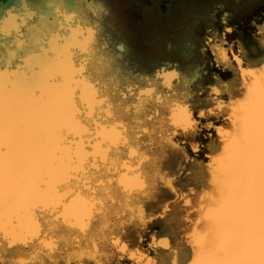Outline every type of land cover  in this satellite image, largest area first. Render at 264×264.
<instances>
[{
	"label": "flooded vegetation",
	"instance_id": "flooded-vegetation-1",
	"mask_svg": "<svg viewBox=\"0 0 264 264\" xmlns=\"http://www.w3.org/2000/svg\"><path fill=\"white\" fill-rule=\"evenodd\" d=\"M110 14L111 0H0V88L10 95H14L15 92L19 94L22 89L27 87L32 88L35 83L32 76L37 70L30 69V66L36 68L37 64L41 65L50 59L56 61L63 48L65 56H60V63L61 68L68 75L66 78L69 83L62 88L67 92L69 91L70 94L72 92L76 107L74 118L78 122L75 123L69 118H65L63 120L65 121L64 131L61 133L57 131L55 134L56 138L58 136L62 139L61 148H69L62 159V172L67 171L76 176L77 179L61 185L59 192H57L55 190L56 180L51 176V158H48L47 151L44 150V147H39L41 143H38L34 154L38 152L41 158L40 164L47 160V164L38 167V169H42L40 177L41 180H47L49 183L42 184L40 180L36 184V166L32 164L34 161L31 165L23 167V171L21 170L23 179H21L20 174L18 178L17 190L19 195L14 209L9 214L6 205L3 218L0 220V224H2L0 232L6 233L9 230L16 233L23 228H31L34 233H37L39 238L35 240L36 247L32 246L31 248L34 247L35 252H41L40 257L46 263L50 262V259L57 261L61 255L69 254L92 258L93 255L88 256L90 247L88 248L85 244L83 231L90 233V236L86 233L87 238H92L98 242V234L101 233L103 227H113L111 222L114 217L121 215L120 212H123L122 215L126 214L125 209L129 207L125 208V203L128 202L125 201L123 191L127 188L126 183H129L135 176L139 177L145 174L151 189L154 188L151 175L153 171H155L154 178L157 183L161 174L166 170L171 174L174 181L178 182L181 179L179 175H182L183 171L177 172L178 169H174L176 165H173L172 168L168 167L171 161L173 164L174 161L179 163L178 157H175V152V155L168 157L163 166L155 163L154 158L156 151L162 144L160 137L162 132L158 133L157 138L155 137V130H158L159 126H166L171 123L170 116L179 102L184 101L182 103L184 106L190 104V111L193 112L192 118L197 123V131L201 120L210 119L212 114L209 112L211 107L205 109L203 115L201 112L196 113L195 111L197 104L195 84L200 77L199 68H192L183 73L178 62L173 59L165 61L162 53L156 51L142 52L143 48H140L143 46L142 43L137 45L138 43L129 42L125 38V31L120 34L121 32L117 31L112 22L107 20ZM116 33L120 35L119 39L114 41L113 34ZM216 45L218 44H214L212 47L214 48ZM218 46L225 48L224 44ZM168 48L169 50L172 49V45L169 44ZM26 61L28 66L24 67ZM173 73L175 75H172ZM5 74H10L12 81V84H7L9 85L8 88L7 85L2 84L4 78L1 76ZM15 75H18V78ZM21 79L33 85H19ZM218 86L221 87V85ZM57 87L58 85H54V87L39 86L36 83L33 89H40L37 97L41 98L42 104H44L47 98L51 101L46 90H55ZM188 92H192L193 97L183 100L182 96L188 97ZM26 101L20 97L13 100L18 110ZM43 118L46 125H49L48 127L51 129L52 121L49 122V117ZM74 118H72L73 121ZM67 121L71 124V132H66ZM207 124L210 122L208 121ZM186 136L180 130L176 131L173 141L178 149L188 146L189 137ZM135 137L136 139L138 137L140 142H144L136 143ZM150 138L151 146L156 150L154 152L146 149L147 147L150 148V145L147 144ZM156 139L159 141L156 142ZM45 143L47 141H43V145ZM168 147L167 150L170 153ZM191 151L195 154L197 150L195 148ZM45 153L46 157L44 158ZM161 156L158 153L156 158L159 159ZM192 158L194 159V157ZM184 161H189V153ZM151 163H153V167L149 165ZM141 176L139 180L135 179L134 181H141ZM32 185H38L45 190L44 204L55 203V212L51 207L44 205L39 208L33 207L36 201L29 199L26 195ZM152 195L151 192V195L145 196V198L147 200L152 199ZM162 198L167 199L168 203H172L181 197L168 194L167 197ZM119 200H124V206L121 205L120 211L114 207L116 204L118 206ZM20 215L31 216L35 219V225L30 226L29 223L19 222L18 216ZM159 218V215H156L153 220ZM98 219L102 221L101 225L97 223ZM25 224L27 226H20ZM126 240L129 243L131 241L129 237ZM52 242L55 252L49 255L51 257H48V243ZM62 243L66 247L61 248ZM8 246L0 247L1 256L4 257L3 260H0V264H11L8 259L12 254L14 255V250L17 248L11 249ZM57 246L59 247L57 248ZM5 249L7 252L4 251ZM144 250L152 255L149 257L153 258L156 250L162 251L164 249L156 246L151 247L149 244L148 249ZM33 255L34 253L31 254V257L27 256L23 259H31ZM84 260L87 259L84 258L83 262L73 264H89ZM101 263L135 264L128 255H118L109 262L101 260Z\"/></svg>",
	"mask_w": 264,
	"mask_h": 264
},
{
	"label": "bare ground",
	"instance_id": "bare-ground-1",
	"mask_svg": "<svg viewBox=\"0 0 264 264\" xmlns=\"http://www.w3.org/2000/svg\"><path fill=\"white\" fill-rule=\"evenodd\" d=\"M262 41L264 43V35ZM213 52L219 60L228 64L229 68L233 71L234 79L230 84H222L221 87L216 86L208 90L207 98L211 101L207 102L209 105H206V107H211L209 112L212 113V107L215 106L214 109L216 111L224 112L226 119L224 127L215 128V135L213 134L215 136L214 139L209 137L211 145L207 148V158H204L203 161L199 162L197 160L194 161L196 166L192 168L193 175L192 182L190 183L188 181L185 183V180L182 179L178 182L174 181V179L171 178V174L167 172V170L162 173V178H169V184L168 186H165V188L159 190L156 199L154 198V200L152 198V200H154L153 202H151V200L148 202V206H146L147 211L141 220L136 219L132 224L128 225L129 227L126 226L124 229L118 227L117 222H115L116 224L114 223L113 227H108V230L107 228L104 230L103 227L102 232H104V238L101 239L98 237V242L92 238H87V232L85 233V231H83L82 235L86 241L85 244L88 248L90 247L89 252L92 255L98 256L97 252H99L101 246H103L109 251L110 256L114 254L113 259L118 257V255H128L132 260H134L135 264H187L190 260L191 261L188 264H219V261L224 259V257L220 255V251L222 249L243 248L254 245L255 254L250 256L249 259L254 260L256 264H259L261 259L259 255V238L257 237L255 240H252L249 236V198L252 192L253 171L248 145L253 131H255L258 139L261 125L264 123V60H262L259 64H249L245 62L243 56H236L235 52L231 51L234 59V62H231V58L229 59V52L225 48L221 47L219 50V53L223 56L222 59L218 57L219 53L215 52L214 49ZM27 66L28 63L26 61L24 67ZM30 69L37 70L32 76L35 80L34 85L36 83L39 86L46 85L54 87V85H58L55 90H46V93L51 97V101L47 98L46 102L42 104V114L45 118L49 117V122L52 121L53 125L58 127L57 131H64L63 127L65 125V121L63 120L65 118H69L70 115L75 116L76 108L73 101L74 99L71 100L73 101V108L71 107L70 95L68 96L70 92H67L64 88H62V86L69 83L66 78L68 76L67 73L63 71V68H61V66L58 65L54 59H50L43 64L41 63V65L37 64L36 68L31 65ZM166 69L168 70V68ZM15 76L18 78V75ZM1 78H4L2 83L3 85L12 84L10 74H5L4 76H1ZM58 78H62V81L54 83V81ZM5 79H8V81ZM51 81H53V84H51ZM21 84L26 86L33 85L26 83L24 79L23 81L21 79L19 85ZM33 86L30 89L28 87L24 90L22 89L19 94L15 92L14 95H10V93L4 92L5 95L10 97L12 100L20 97L22 100L25 99L27 101H31H26L22 105L20 104L21 106L19 107V112L23 117H26V115L29 116L33 111L34 104L32 100L34 96H38V92L40 91V89H36L37 91L33 89ZM6 87L8 88L9 85ZM60 94H66L65 99L61 97ZM220 95H223L227 101L221 100ZM182 97L183 100H188L186 95ZM182 103H184V101L179 102L176 108L173 109L170 116L171 123L166 126L162 125L160 129L163 131L162 134L164 133L165 136L171 139L168 143L171 153L170 155H175V152L176 155H181L183 159H185L187 158L189 150L196 148L195 142L198 140V134L200 133H198L197 130L193 132L194 127L196 126L195 128H197V123L192 118L193 112L190 111L189 104L184 106ZM204 108L198 107L195 110L204 114V111H206V108ZM130 111H132V109H130ZM206 120L208 119L206 118ZM68 122L69 121H67L68 128L66 127V132H71V124ZM189 124L190 126H188ZM211 125L212 124H208L207 126ZM186 127L187 130H185ZM178 130L187 135L186 137H189V146L178 149L175 145L173 137ZM157 136H159L158 132H156L155 137ZM134 139H136V137ZM45 141H47L48 144L45 143V145H43V142H41L39 147H44V150L47 151L46 153L48 154V158H51V176L56 172L62 173V159L65 157L66 151H68L69 148H61L62 139L58 136L57 138L53 136L49 140L46 139ZM231 141H234V143H232V146L226 151V147ZM135 142L138 144L142 143V141L140 142L138 140V137ZM46 153L44 158L46 157ZM123 158L126 159V157ZM33 161L34 163L32 164H35L36 166L35 181L37 184L38 181L41 180L40 175L42 174V169L40 170L38 167L42 164H47V160L40 164L41 158L37 152L33 156ZM22 171L19 173L21 179H23V174L21 173ZM48 172L49 170L47 171V174ZM139 177L135 176L131 181H129V183H126L127 188L123 191L125 194L122 193L125 197V201L128 202L125 203V205H131L134 203L132 202V198L133 200H138L139 197L140 199L142 198L141 195L144 190H146L145 188L148 185V180L146 175L143 174V176H141L142 180L135 182L134 180H139ZM126 191H128V193H126ZM164 193L172 196H179L181 198L173 201L172 203H168L167 199L162 198ZM123 201L124 200H119L118 206L116 204L114 207L119 209L121 205H123ZM210 210L214 211L210 213ZM156 215H159V219L162 220H173V232L172 234H166L165 236H151L150 246H156L164 249L162 251L156 250V252H154L155 257L151 258L149 257L151 254L143 249L144 247L141 245L140 240L142 238V234L147 229L146 225L148 220H152ZM34 220L35 219L31 216H18L19 222L29 223L30 226L35 225ZM20 226H27V224ZM35 228L38 227L35 226ZM7 233L10 234L6 235ZM129 233L132 234L130 236H133L134 239L129 237ZM87 234L89 235L90 233ZM127 237L131 239L130 243L126 240ZM38 238V234L34 233L31 228H23V230L16 233H12L7 230L6 233L0 232V247L4 248L6 245H9L8 247L11 249L17 248L14 250V254L21 256L24 250H34V247H31H36L35 240ZM48 244L49 247L47 248L49 249V252H47V254L49 256L55 252V249L53 248V242ZM58 247L59 246H57V248ZM62 247L64 248L65 245H62L61 248ZM50 249L52 250L50 251ZM4 251H6V249ZM39 253L42 255L41 252Z\"/></svg>",
	"mask_w": 264,
	"mask_h": 264
},
{
	"label": "rangeland",
	"instance_id": "rangeland-1",
	"mask_svg": "<svg viewBox=\"0 0 264 264\" xmlns=\"http://www.w3.org/2000/svg\"><path fill=\"white\" fill-rule=\"evenodd\" d=\"M107 20L112 22L117 31L121 32L120 34L125 31V38L129 42L138 43L137 45L142 43L143 46L140 47L141 49L143 48L142 52L146 51L150 53L156 51L157 53H162L165 61L173 59L175 62H178L179 68L183 73L192 68H199L200 77L195 84L197 97L195 109L198 107L208 109L209 107H206V105H209L207 102L211 101L207 98L208 90L218 85L230 84L234 79L233 71L229 68L228 64L219 60L213 52L214 49L215 52L219 53L221 48V46H218L219 44H224L225 48L231 49V51L235 52L236 56H243L245 62L249 64H259L264 60V43L262 41L264 35V0H111V14ZM120 34H113L114 41L119 39ZM154 41H156L155 44ZM169 44L172 45V49L170 50L168 48ZM214 44L218 45L213 48ZM231 51H229V59L231 58L230 61L234 62ZM64 52L65 50L62 48L57 56L56 63L60 66V56H65ZM218 57L220 59L223 58L221 53L218 54ZM191 93L188 92V99L193 97ZM220 99L227 101L223 95H220ZM200 103L202 104L200 105ZM214 108L215 106L212 107L213 112L210 119L208 118L209 120H201L198 129V133L200 134H198V140L195 142L197 153L193 154L190 149L189 161H184L181 155H175V157H178L179 163L174 161L173 164L171 161L168 166L172 168L173 165H176L174 169H178L177 172L183 171L182 175L179 176L182 180H185V183L187 181L189 183L192 182V168L196 166V163H194L195 159L198 162L203 161L206 155H208L207 148L211 145L209 137L214 139L215 127L225 126L226 115L223 111L219 112ZM195 111L199 113L197 110ZM208 121L212 124L211 126H207ZM160 127L155 131L158 133L160 131L163 132L160 130ZM195 127L193 132L197 130ZM160 137L162 144L157 151L151 146V138L147 143L150 145V148L147 147L146 149L152 152L156 151L157 153L154 157L155 163L163 166L170 156L167 147L171 139L165 136L164 133ZM158 153L162 155L159 159L156 158V156L158 157ZM151 175L152 186L154 188H150L148 181V188L146 187V190L141 195L143 198L140 199L139 197L140 200L138 199L136 203H132L133 206L132 204L125 205V208L129 207L125 209L126 214L122 215L123 212H120L122 218L121 215H116L111 222L113 225L117 222L118 227L126 228V226L129 227L128 225L132 224L136 219L141 220L147 211L146 206H148V202L150 200L153 202L159 190L168 186L169 178H162L161 174L163 181L160 178L157 183L154 178L155 171L151 172ZM151 192L153 194L151 197L155 199L152 200L150 198L147 200L145 196H150ZM167 195L164 193L162 197H167ZM136 200L132 198V202ZM118 210L120 211L121 208ZM150 220H148L147 229L145 228L146 230L140 240L144 249H148L151 236H165L173 232V220L152 219V222ZM97 223L101 225L102 221L99 220ZM106 228L108 230L107 226L104 227V230ZM98 235L99 238H104L102 230ZM130 235L132 234L129 233V237L134 239ZM36 252L35 250H24L21 256L12 254L8 260L11 264H73L81 263L86 258L87 260L84 261H87L89 264H102L101 260L109 262L114 257V254L110 256L109 251L101 246L98 256L93 255L94 258L69 254L66 256L61 255V258H58L57 261L50 259L51 261L46 263L44 259H41L40 253L37 252V254ZM33 253V258L23 259V257H31ZM88 253V256L91 257L92 254ZM3 259L4 257L0 254V260Z\"/></svg>",
	"mask_w": 264,
	"mask_h": 264
},
{
	"label": "snow or ice",
	"instance_id": "snow-or-ice-1",
	"mask_svg": "<svg viewBox=\"0 0 264 264\" xmlns=\"http://www.w3.org/2000/svg\"><path fill=\"white\" fill-rule=\"evenodd\" d=\"M33 104L34 109L31 114L23 117L13 100L0 88V220L3 218L6 205L9 214L14 209L19 195L17 190L19 173L23 167L32 163L36 145L49 137L56 138L55 132L44 121L41 98L34 96ZM232 143L234 141L227 145L226 151ZM248 151L253 171L252 192L249 198V236L252 240L259 238L261 257L259 264H264V123L261 125L258 139L255 131L252 132ZM52 178L56 180L57 192L61 185L77 179L67 171L53 173ZM41 183L47 184L49 181L42 179ZM44 191L38 185H32L26 195L29 199L36 201L34 208L44 205L51 207L54 211L55 203L44 204ZM212 211L214 210H210V213ZM0 230H2V224H0ZM254 254V245L222 249L220 255L224 259L219 261V264H256L254 260L249 259Z\"/></svg>",
	"mask_w": 264,
	"mask_h": 264
},
{
	"label": "water",
	"instance_id": "water-1",
	"mask_svg": "<svg viewBox=\"0 0 264 264\" xmlns=\"http://www.w3.org/2000/svg\"><path fill=\"white\" fill-rule=\"evenodd\" d=\"M61 81H62V78H58V79H56V80L54 81V83H59V82H61ZM51 84H53V81H51ZM56 95H58V94H56ZM65 95H66V94H60V96L63 97L64 99H65ZM69 95H70V101L73 100L72 92H71V94H68V96H69ZM53 97H55V96H53ZM73 101H74V100H73ZM73 101L70 102L72 108H73ZM72 118H74V115H73V116L70 115L69 119L72 120V122H75V123L78 122L77 119L74 118V121H73ZM48 126H49V125H48ZM50 126H51V129H52L55 133H57V128H58V127L55 126V125H53V122L50 124ZM219 127H224V126H219ZM215 128H216V127H215ZM60 133H61V132H60ZM75 133H76V132H75ZM190 261H191V260H190ZM190 261H188L187 264L190 263ZM197 261H198V260H197Z\"/></svg>",
	"mask_w": 264,
	"mask_h": 264
}]
</instances>
